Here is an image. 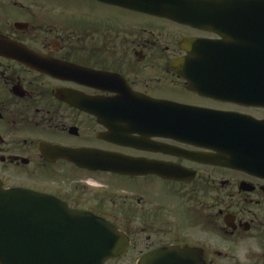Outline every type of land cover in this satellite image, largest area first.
Returning a JSON list of instances; mask_svg holds the SVG:
<instances>
[{
  "label": "flooded vegetation",
  "instance_id": "flooded-vegetation-1",
  "mask_svg": "<svg viewBox=\"0 0 264 264\" xmlns=\"http://www.w3.org/2000/svg\"><path fill=\"white\" fill-rule=\"evenodd\" d=\"M0 38L31 57L0 55L6 188L103 219L116 252L105 264H148L164 253L186 254L182 264H240L236 252L250 241L261 251L249 250L248 264H264V97L242 105L204 95L185 76L226 68L216 60L232 57L210 53L223 39L217 31L135 1L0 0ZM172 103L249 117L263 165H231L185 137L188 128L175 131ZM57 148L84 151L92 166ZM108 157L120 167H103Z\"/></svg>",
  "mask_w": 264,
  "mask_h": 264
},
{
  "label": "water",
  "instance_id": "water-1",
  "mask_svg": "<svg viewBox=\"0 0 264 264\" xmlns=\"http://www.w3.org/2000/svg\"><path fill=\"white\" fill-rule=\"evenodd\" d=\"M125 1H135L142 11L182 24L215 30L223 37L210 53L230 56L231 60H216L226 67L219 74L199 78L185 74L192 89L220 99L233 95L242 105L263 103L264 0ZM11 52L10 57L31 59L20 47L0 38V55ZM171 108L168 122L175 131L188 128L184 134L193 143L216 150L218 157L231 165H263L257 146L261 143L252 142L250 148L246 115L196 110L177 103H172ZM138 111L142 109L131 112ZM56 150L60 157H67L78 165L92 166L88 157L83 160L82 150ZM102 166L120 167L111 159L105 160ZM64 216L85 219L70 221L64 220ZM106 224L96 215L69 209L56 197L25 188H6L0 181V264H105V259L116 255L110 244L112 229ZM146 262L182 264L186 262V254L152 255Z\"/></svg>",
  "mask_w": 264,
  "mask_h": 264
},
{
  "label": "clouds",
  "instance_id": "clouds-1",
  "mask_svg": "<svg viewBox=\"0 0 264 264\" xmlns=\"http://www.w3.org/2000/svg\"><path fill=\"white\" fill-rule=\"evenodd\" d=\"M249 250L260 252L261 249L256 246L254 241L248 242L247 246L237 250L236 255L240 261V264H248V252Z\"/></svg>",
  "mask_w": 264,
  "mask_h": 264
},
{
  "label": "rangeland",
  "instance_id": "rangeland-1",
  "mask_svg": "<svg viewBox=\"0 0 264 264\" xmlns=\"http://www.w3.org/2000/svg\"><path fill=\"white\" fill-rule=\"evenodd\" d=\"M126 17H127V15L124 16V18H126ZM131 17H133V16H131Z\"/></svg>",
  "mask_w": 264,
  "mask_h": 264
}]
</instances>
